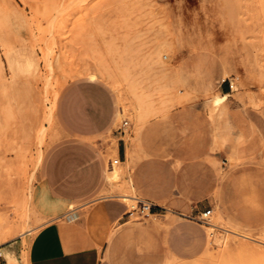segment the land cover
Listing matches in <instances>:
<instances>
[{
	"label": "rangeland",
	"instance_id": "rangeland-1",
	"mask_svg": "<svg viewBox=\"0 0 264 264\" xmlns=\"http://www.w3.org/2000/svg\"><path fill=\"white\" fill-rule=\"evenodd\" d=\"M87 71L98 74L116 105L113 124L93 145L105 171L116 169L119 177L104 175L97 196H132L108 230V243L122 241L114 257L148 262L142 253L150 251L160 264H264V0H0V248L19 237L26 246L64 208L45 191L42 170L65 139L56 114L60 94ZM223 82L233 88L214 104ZM232 103L251 109L246 138L232 134ZM193 104L207 109L224 155L207 161L203 174L177 162V174L159 176L170 187L168 200L140 214L137 200L152 203L135 188L133 164H111V149L123 139L150 157L148 126ZM192 127L182 119L176 139L190 138ZM207 209V223L194 219ZM4 257L16 264L0 250V264Z\"/></svg>",
	"mask_w": 264,
	"mask_h": 264
},
{
	"label": "crops",
	"instance_id": "crops-1",
	"mask_svg": "<svg viewBox=\"0 0 264 264\" xmlns=\"http://www.w3.org/2000/svg\"><path fill=\"white\" fill-rule=\"evenodd\" d=\"M97 79L86 76L71 82L60 94L56 114L65 139L48 152L42 183L47 194L64 208L57 219L36 230L26 246L21 237L5 242L0 250L11 263L23 264L24 254V264H160L159 254L150 251L142 253L151 256L148 262L116 259L114 256L123 251L121 238L107 242L108 230L125 216L129 204L124 198L97 196L104 175L109 178V174L93 140L111 127L116 113L112 92ZM221 93L229 94L227 83L222 84ZM230 115L233 136L241 133L248 137L253 121L251 109L232 103ZM188 117L193 125L190 138L177 140V123ZM220 134L207 109L193 104L185 110H171L166 124L153 122L148 126L146 150L151 152L150 157L144 158L131 142L123 139L110 153L119 163L133 164L137 192L159 207L168 200L170 191V187L161 185L159 176L177 174V162L193 169L191 174L208 173L203 170L208 168L207 161L224 155ZM251 146L248 139L243 152L248 154ZM247 173L254 171L249 169ZM2 262L8 264L5 257Z\"/></svg>",
	"mask_w": 264,
	"mask_h": 264
},
{
	"label": "bare ground",
	"instance_id": "bare-ground-1",
	"mask_svg": "<svg viewBox=\"0 0 264 264\" xmlns=\"http://www.w3.org/2000/svg\"><path fill=\"white\" fill-rule=\"evenodd\" d=\"M82 66H84V65H82ZM84 67H86V65L84 66ZM80 68H81V65H80ZM79 68V69H80ZM83 68V67H82ZM102 69V72H103V68L102 67H99V69ZM100 69V70H101ZM107 69V67L105 68V70ZM52 70V69H51ZM77 70V69H76ZM95 70V69H94ZM58 71V70H57ZM80 71H81V69H80ZM109 71V70H108ZM84 72V71H83ZM97 72H98V70H97ZM101 72V73H102ZM58 73V72H57ZM67 73H69V72H67ZM52 74V73H51ZM71 74V73H70ZM84 74V76H91V77H98L97 75L98 74H95V73H93V72H85V73H83ZM109 74V73H108ZM72 75V74H71ZM103 75H105V73L103 74ZM53 76V75H52ZM74 76V75H73ZM77 77H78V75H76ZM81 76V75H80ZM83 76V75H82ZM115 76V75H114ZM118 76V75H117ZM41 76H39V78H40ZM45 77V76H44ZM55 77V76H54ZM61 77H63L62 75H61ZM100 77H101V74H100ZM116 77V76H115ZM50 78V77H49ZM112 78V77H111ZM118 78H121L120 76L118 77ZM45 79V78H44ZM70 79V78H69ZM69 79H68V81H69ZM105 80H107V81H109L110 83H112V84H114L113 83V81L112 80H109V76H105V78H104ZM113 79V78H112ZM115 79V78H114ZM41 80H42V78H41ZM49 81H50V79H49ZM116 82V81H115ZM22 83V82H21ZM120 83V82H119ZM40 84V83H39ZM49 84V83H48ZM54 85H56V84H54ZM118 85V84H117ZM121 85V84H120ZM43 88V87H42ZM60 88V87H59ZM122 88V87H121ZM43 90V89H42ZM53 90V89H52ZM59 90V89H58ZM121 90V89H120ZM27 93V92H26ZM56 93V92H55ZM40 95V94H39ZM51 96V95H50ZM18 97V96H17ZM52 97V96H51ZM226 97V95H222L221 97H219L218 99H216L215 101H214V104H219L220 103V101L223 99V98H225ZM18 100V99H17ZM50 102V101H49ZM54 104H55V97H54V100L51 102V105H50V107H49V116L51 117L52 116V112H53V108H54ZM44 105V104H43ZM43 107V106H42ZM42 107H41V110H42ZM20 116H22V114L20 115ZM22 118V117H21ZM51 119H53L52 117H51ZM55 120V119H54ZM25 121V120H24ZM42 121V120H41ZM53 121V120H52ZM21 122V121H20ZM22 125V124H21ZM22 128V127H21ZM25 128V127H24ZM36 131V130H35ZM18 137V136H17ZM9 138H10V136H9ZM14 138V137H13ZM19 138V137H18ZM21 138V137H20ZM8 139V138H7ZM36 139H37V141L36 142H38L39 144H41L42 142H43V139H44V131L42 130V129H37V131H36ZM20 140V139H19ZM45 141V140H44ZM6 142H7V140H6ZM9 142V141H8ZM13 142V141H12ZM20 142V141H19ZM5 143V142H4ZM23 143H25V141L23 142ZM8 144V143H7ZM9 144H10V142H9ZM13 144V143H12ZM26 144V143H25ZM11 145V144H10ZM10 145H9V147H10ZM19 145H20V143H19ZM23 145V144H22ZM37 145V144H36ZM3 147V146H2ZM24 147H25V145H24ZM26 148V147H25ZM33 148V147H32ZM10 149H11V147H10ZM27 149V148H26ZM7 150V149H6ZM36 150V149H35ZM37 150H39V149H37ZM2 151V150H1ZM28 151V150H27ZM26 152V151H25ZM7 153V152H6ZM5 153V154H6ZM11 153H12V150H11ZM38 153H39V151H38ZM9 154V153H8ZM13 154H14V151H13ZM2 156V155H1ZM22 157V156H21ZM40 157V156H39ZM16 158H17V156H16ZM4 160H5V158H4ZM9 160V159H8ZM11 161H12V159H10ZM9 160V161H10ZM19 160V159H18ZM15 162V161H14ZM18 162V161H17ZM13 164V163H12ZM18 164H19V162H18ZM34 164V163H33ZM9 165V164H8ZM38 165V164H37ZM12 166H14V164L12 165ZM15 168H16V166H14ZM13 167V168H14ZM17 167H18V165H17ZM112 167V166H111ZM117 167V166H116ZM4 168V167H3ZM11 168V167H10ZM9 167H8V169H10ZM113 168V167H112ZM5 169H7V168H4L3 169V171L5 170ZM12 169V168H11ZM12 170H15V169H12ZM3 171H2V173H3ZM9 171V170H8ZM18 173V172H17ZM5 174H6V171H5ZM8 174V173H7ZM15 174V173H14ZM7 176V175H6ZM5 177V176H4ZM109 177H111V178H113V179H116V178H118L119 177V173H118V171L116 170V169H113L112 170V172H111V175H109ZM124 185V184H123ZM127 185H129V183H127ZM125 186V185H124ZM123 186V187H124ZM125 188H126V186H125ZM130 188V187H129ZM127 190V189H126ZM130 190V189H129ZM128 190V191H129ZM27 193V192H26ZM25 195V194H24ZM26 197V196H25ZM24 196H23V198H25ZM123 198H124V200L129 204V202L130 201H132V196H130V195H127V194H124L123 193ZM25 202V201H24ZM28 203V202H27ZM30 204H31V201H30ZM31 206V205H30ZM34 210V209H33ZM33 212V211H32ZM34 212H35V210H34ZM35 214H36V212H35ZM37 216H38V214H37ZM213 226H215V225H213Z\"/></svg>",
	"mask_w": 264,
	"mask_h": 264
},
{
	"label": "built area",
	"instance_id": "built-area-1",
	"mask_svg": "<svg viewBox=\"0 0 264 264\" xmlns=\"http://www.w3.org/2000/svg\"><path fill=\"white\" fill-rule=\"evenodd\" d=\"M228 87L231 90L233 88V84L231 82L228 83ZM123 125H127V122L124 121ZM119 163L118 159H114L111 164H117ZM137 204H138V210L140 212V214H150V212L152 211V207H154L152 204L148 203V202H144L141 200H137ZM211 213V210L207 209L201 212H198V214H196L194 216V219L198 222L201 223H207L208 217Z\"/></svg>",
	"mask_w": 264,
	"mask_h": 264
}]
</instances>
